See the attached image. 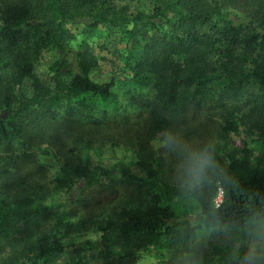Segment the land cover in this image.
<instances>
[{"label":"trees","instance_id":"obj_1","mask_svg":"<svg viewBox=\"0 0 264 264\" xmlns=\"http://www.w3.org/2000/svg\"><path fill=\"white\" fill-rule=\"evenodd\" d=\"M121 1L0 0V264H138L149 248L161 264H240L245 252L205 234L241 242L264 224V170L229 139L255 129L264 156V0H132L145 4L136 13ZM73 28L106 31L101 60L120 68L100 72L89 44L65 54ZM52 51L61 55L43 83L34 71ZM190 125L208 139L175 149ZM159 133L167 155L152 148ZM120 145L140 175L124 158L107 168ZM111 168L146 192L144 203L96 224L95 241L65 242L85 222L71 221L83 193L114 190L102 180ZM53 194L66 195L59 212Z\"/></svg>","mask_w":264,"mask_h":264},{"label":"rangeland","instance_id":"obj_2","mask_svg":"<svg viewBox=\"0 0 264 264\" xmlns=\"http://www.w3.org/2000/svg\"><path fill=\"white\" fill-rule=\"evenodd\" d=\"M120 4L121 6L126 7L129 10V13H136L137 11L141 12L143 10L146 11L145 4L143 2L122 0ZM72 31L75 39L66 44L64 50L65 54L72 56L74 52L80 50V47H82L83 44H89V47L92 48L94 54L98 56L97 60L99 62L98 67L100 69V72L101 66L105 72L112 71L116 67L118 69L120 68V62H116V67H113L111 66L112 62H109V58H107L105 61L101 60V43L107 34L106 31H100L91 35H89L87 30L83 28H73ZM117 34L119 37L121 35V32H118ZM60 55L61 53L58 51L43 53L40 61L37 62L34 71L36 77H38L41 82H48L49 76L47 74V69L49 65ZM81 127L82 128L80 129V132L83 133L84 137H88V134H90L89 136L95 135V132L92 130L94 126L82 124ZM130 127L132 128V125L127 126L126 128ZM114 130L116 129L113 127L102 128L101 137H108L107 135L115 132ZM123 131H120V133H123ZM174 138L176 141V145L174 146L175 149L189 151L191 150L192 153V148L197 142L206 141L208 139V131L200 129V127H198L197 125H190L187 128V132H178L174 136ZM258 138L259 133L255 129H248L245 126H240L239 133L236 135L231 134L229 137L231 144L238 149H242L244 147V144L246 143L247 147L252 150L251 162L255 166H258L259 168L264 170V156H262V152L257 147V145L259 144ZM151 145L152 148L157 152L165 155L170 153V150H165L166 140L163 133H159L155 137V139L152 140ZM119 147L120 148H114L116 159H114V161H111L107 165V168H110L115 161L122 160L124 158L122 162H124V164L128 166L129 171L132 174L140 175V173H137V169L135 168V166L131 164V160L133 159L131 154H129L128 156V153L126 152L127 154H125L124 150L121 149L122 146L120 145ZM104 156L107 159L112 158L114 156V152L112 154V148L106 146ZM38 160L40 161V163H47V159L45 156H39ZM31 165L34 166V164ZM32 166L23 172V175L30 181L37 175V172ZM119 170L120 168H111L108 171V175L102 177V180L105 184H108L110 182L114 184L115 191L104 189L99 193L96 191L91 192V190L94 189L93 188L87 189L83 193L84 196H90V198L81 207L77 208L78 212L75 213V217L71 218V221L76 224L77 220L82 218V220H84L85 222L78 228L80 233L70 235V237L67 238L65 242H73L77 244L86 240L95 241L98 233V231L95 230L96 224L101 223L103 222V220L108 218H117V214L120 210H126V208L130 207L133 208L144 203L146 192L143 189H139L136 183L123 180ZM65 198V194H53V196H50V198L48 199L47 204L54 208L56 212H59L62 210V208H56L58 205H60L61 203H64L65 206L68 205L65 203ZM67 209L68 208H64L63 210L67 211ZM189 217H191V215H189ZM192 217V221H194L198 216L192 215ZM205 235L210 237L209 241L215 246H228L234 248L235 250H241L243 252L247 251V243L249 239L239 242L234 240L230 235ZM159 254L161 253L157 252L154 248H149L145 251H142L140 253V260L138 264H161ZM69 258V256L62 257L60 260L61 263L59 264H66L69 261ZM93 258L94 257L89 256L90 264H97V261Z\"/></svg>","mask_w":264,"mask_h":264},{"label":"clouds","instance_id":"obj_3","mask_svg":"<svg viewBox=\"0 0 264 264\" xmlns=\"http://www.w3.org/2000/svg\"><path fill=\"white\" fill-rule=\"evenodd\" d=\"M202 163H198L195 168L202 167ZM193 179H196V172L193 171ZM240 264H264V224H257L249 233V241L247 243V251L240 258Z\"/></svg>","mask_w":264,"mask_h":264},{"label":"built area","instance_id":"obj_4","mask_svg":"<svg viewBox=\"0 0 264 264\" xmlns=\"http://www.w3.org/2000/svg\"><path fill=\"white\" fill-rule=\"evenodd\" d=\"M222 198H223V193H222V191L219 189L218 194H217V197H216V199L214 200V205H215L216 207H218V206L220 205V203L222 202Z\"/></svg>","mask_w":264,"mask_h":264}]
</instances>
